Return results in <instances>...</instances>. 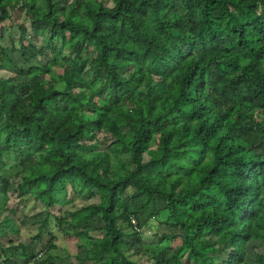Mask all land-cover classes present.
<instances>
[{
	"label": "trees",
	"instance_id": "1",
	"mask_svg": "<svg viewBox=\"0 0 264 264\" xmlns=\"http://www.w3.org/2000/svg\"><path fill=\"white\" fill-rule=\"evenodd\" d=\"M54 229L70 264H264V0H0V264L71 258Z\"/></svg>",
	"mask_w": 264,
	"mask_h": 264
},
{
	"label": "rangeland",
	"instance_id": "2",
	"mask_svg": "<svg viewBox=\"0 0 264 264\" xmlns=\"http://www.w3.org/2000/svg\"><path fill=\"white\" fill-rule=\"evenodd\" d=\"M15 59L21 64L23 63L22 59L20 58V56L18 55V53L14 54ZM9 64L6 65V68L8 70L9 69ZM14 70V69H13ZM12 71V69L10 70ZM16 174L15 170H6L4 171L3 175L5 176L6 179H12ZM20 181V178L17 179V182ZM85 202L83 201H76L75 206L78 208L80 207L82 204H84ZM11 204L13 206H17L19 205L18 202H16V197L12 196L11 197ZM31 203H28V205L23 209V211L18 210L17 215L14 216V219L18 220V224L21 227V240L25 243H27L29 241V238L31 236H33L37 231V227H38V222L43 219V214H37V215H33V213L31 212ZM153 227L156 228V230H151V231H147L145 232V242H151V241H156L155 239V232L157 234L158 231L161 230V227L158 226L157 221L155 222L153 220ZM57 235V244L59 245V253L61 254V256H64V250H67L68 253L71 255V258H65V261L61 264H70V262L72 261V259L74 258V256L78 253L77 248H76V242L77 239L74 238H65L63 237L59 231H57L56 229H54ZM1 240H3L4 242H7L6 237L4 235L1 234ZM258 251H261L264 253V247H261L259 249H257Z\"/></svg>",
	"mask_w": 264,
	"mask_h": 264
},
{
	"label": "built area",
	"instance_id": "3",
	"mask_svg": "<svg viewBox=\"0 0 264 264\" xmlns=\"http://www.w3.org/2000/svg\"><path fill=\"white\" fill-rule=\"evenodd\" d=\"M133 224H134V225H136V222H135V220H133ZM135 228H136V227H135ZM137 231H139V230L137 229Z\"/></svg>",
	"mask_w": 264,
	"mask_h": 264
}]
</instances>
